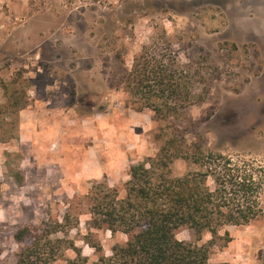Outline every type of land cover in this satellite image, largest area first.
<instances>
[{
  "label": "rangeland",
  "instance_id": "obj_1",
  "mask_svg": "<svg viewBox=\"0 0 264 264\" xmlns=\"http://www.w3.org/2000/svg\"><path fill=\"white\" fill-rule=\"evenodd\" d=\"M162 38L207 93L157 119L120 80ZM174 126L190 154L264 161V0H0V264H16L19 228L61 217L96 182L121 188ZM195 167L176 158L172 174ZM88 218L70 236L86 233ZM94 232L107 253L126 239ZM176 238L207 245L211 264H264V214L214 239L190 228Z\"/></svg>",
  "mask_w": 264,
  "mask_h": 264
},
{
  "label": "trees",
  "instance_id": "obj_2",
  "mask_svg": "<svg viewBox=\"0 0 264 264\" xmlns=\"http://www.w3.org/2000/svg\"><path fill=\"white\" fill-rule=\"evenodd\" d=\"M144 45L133 55L121 83L157 119L177 116L207 93H196L192 64L181 63L170 44ZM7 94V100L13 97ZM19 108V100L11 101ZM183 131L174 126L159 152L131 165L121 188L92 184L67 202L61 217L49 216L39 225H26L14 234L21 243L16 264H211L207 245L176 238L180 229L209 231L213 239L226 225H247L264 214V161L232 155L190 154ZM176 158L196 167L172 174ZM88 215L86 233H78L80 215ZM120 232L123 244L105 252L94 230ZM227 240H230L225 231ZM209 241L210 243L212 240ZM80 240L93 249L84 254ZM70 251L71 256L65 253Z\"/></svg>",
  "mask_w": 264,
  "mask_h": 264
}]
</instances>
